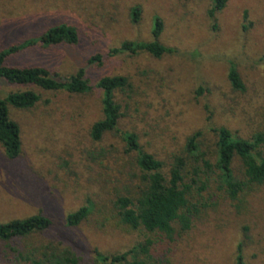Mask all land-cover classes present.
I'll list each match as a JSON object with an SVG mask.
<instances>
[{
  "label": "rangeland",
  "instance_id": "1",
  "mask_svg": "<svg viewBox=\"0 0 264 264\" xmlns=\"http://www.w3.org/2000/svg\"><path fill=\"white\" fill-rule=\"evenodd\" d=\"M209 9L210 0H0V51L61 23L78 35L74 44L27 46L8 64L40 65L56 79L83 68L91 85L75 94L0 80V98L23 90L39 95L29 109L9 107L21 149L8 159L0 145V222L39 213L51 221L43 232L0 241V264H27L12 248L26 254L44 245L71 251L80 264H99L96 252L120 253L146 238L162 264H235L238 244L245 264H264V185L250 186L239 201L213 182L200 195L193 189L198 212L191 228L171 239L131 229L114 207L117 195L140 182L136 153L126 152L123 132L136 134L140 148L162 161L165 171L196 131L207 157L214 156L215 128L264 138V0H227L212 18ZM154 16L163 25L158 40L170 53H109L123 41H151ZM97 55L99 61L89 62ZM231 66L241 89L228 80ZM115 75L128 80L114 92L117 131L93 140L91 125L102 116L96 83ZM258 151L264 155V143ZM232 170L242 178L237 157ZM81 206L89 207L88 216L67 225V214Z\"/></svg>",
  "mask_w": 264,
  "mask_h": 264
},
{
  "label": "trees",
  "instance_id": "2",
  "mask_svg": "<svg viewBox=\"0 0 264 264\" xmlns=\"http://www.w3.org/2000/svg\"><path fill=\"white\" fill-rule=\"evenodd\" d=\"M227 0H210L208 15L212 18L216 12L225 7ZM139 7L131 9L134 21L139 17ZM162 20L153 17L151 41H123L109 50L110 54L121 52H148L159 58L172 51L160 43L158 37L162 32ZM78 35L74 27L61 23L46 29L37 38H29L19 45L10 46L0 51V80L20 86L34 85L43 90H64L69 93L83 94L91 89L83 68L65 78L56 79L55 75L40 65H10L7 58L27 46L41 43L43 46L61 43L74 44ZM97 55L89 62L99 61ZM228 80L234 89H241L242 82L234 67H230ZM101 91V118L90 128L93 140H100L108 132L117 131L120 117L119 105L114 100V92L128 86L125 76H104L96 83ZM39 100V95L32 90L16 91L0 98V145L8 159L18 157L21 149L19 125L11 119L9 107L29 109ZM216 133L213 157H207L199 149L197 138L201 132L196 131L187 138L184 153L175 155L164 170V163L152 154L143 151L136 134L123 132L126 152H135V162L140 171V182L130 188L126 194L117 195L114 207L121 223L131 229H142L149 233H159L171 239L176 232H186L191 228L193 217L197 214L196 196L216 184L219 191L224 192L232 200H240L241 195L250 186L264 185V155L258 151L264 143L260 134L251 139L235 136L226 127L214 129ZM185 154V155H184ZM237 157L242 165V178L234 175L232 161ZM200 195V194H198ZM195 199V200H194ZM88 206H81L66 216V224L78 225L89 214ZM51 225L49 218L42 214H34L23 219H12L0 222V241L9 242L15 238L27 237L33 233L47 230ZM153 240L146 238L144 242L114 254L95 253L99 264H162L153 256ZM17 258L27 264H80L79 258L67 249L44 245L32 248L26 254L12 248ZM235 264H245L241 244L237 246Z\"/></svg>",
  "mask_w": 264,
  "mask_h": 264
}]
</instances>
